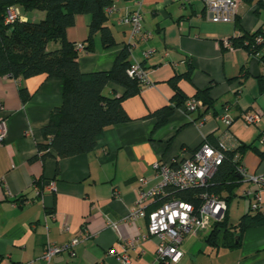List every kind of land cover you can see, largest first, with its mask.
I'll use <instances>...</instances> for the list:
<instances>
[{
    "label": "crops",
    "instance_id": "1",
    "mask_svg": "<svg viewBox=\"0 0 264 264\" xmlns=\"http://www.w3.org/2000/svg\"><path fill=\"white\" fill-rule=\"evenodd\" d=\"M111 1L113 9L105 12V23L115 41L112 46L102 47L95 33L90 49L85 48L88 14L75 15L65 38L81 45L77 63L85 73L110 69L128 45L130 62L142 65L148 84L122 101L129 119L106 127L92 151L65 158L33 157L42 141L41 128L61 101L62 80L44 74L0 75V121L5 128L0 142V264H123L110 250H125L129 264H264V224L246 228L231 248L210 245L204 239L209 230L186 234L180 258L163 262L155 257L157 238L148 236L146 219H123L134 205L136 191L159 183L153 163L189 154L205 136L217 139L226 128L219 115L231 117L227 129L239 143L257 141L264 132V123L254 125V137L247 142L235 127L245 111L258 108L264 118V63L259 60L264 47L253 55L223 45L228 38L257 29L264 32V8L257 0H239L232 21L213 22L202 0ZM135 10L140 14L142 37L131 38V25L121 18ZM22 15L36 21L44 13L31 10ZM57 47V42L47 44V49ZM147 50L152 52L144 56ZM176 75H180L176 86L184 102L196 90L207 88L213 107L198 117L202 108L186 113L182 102L157 125L151 113L171 105L170 79ZM258 76L263 79L262 91ZM20 87L30 94L26 102L20 99ZM103 93L119 96L122 88L108 83ZM262 162L257 156L255 173L264 170ZM139 177L145 181L140 183ZM38 179L42 183L36 184ZM244 189L253 191L256 186L241 182L236 196ZM260 195L264 204V191ZM247 198L250 213H264V206L251 211ZM152 204L145 203L146 210L158 206ZM108 222H116V228ZM73 238H78L73 255L62 251L48 261L42 258L48 243L62 245Z\"/></svg>",
    "mask_w": 264,
    "mask_h": 264
},
{
    "label": "trees",
    "instance_id": "2",
    "mask_svg": "<svg viewBox=\"0 0 264 264\" xmlns=\"http://www.w3.org/2000/svg\"><path fill=\"white\" fill-rule=\"evenodd\" d=\"M256 2L264 8V0ZM111 4V0H0V75L27 78L44 74L62 80L61 101L52 108L48 121L42 126V141L37 143V152L33 157L65 158L88 153L94 149L106 127L129 119L122 101L137 94L142 82L136 76L127 74L131 65L128 45L118 52L110 69L85 73L80 71L77 63V45L65 38V29L73 24L75 15L88 14V44L85 48L90 49L95 33L99 34L102 47L112 46L115 41L105 23V9ZM12 5L18 6L21 13L39 10L44 16L36 21L16 20L4 23V13ZM257 37L260 38L259 42L256 41ZM227 40L231 47H241L256 55L264 47V32L257 29L251 34ZM49 42H57L58 47L47 49ZM259 60L264 63V54L259 56ZM188 74L187 70L184 75L188 77ZM178 77L180 75L170 79L173 88L171 105L151 113L156 118L157 125L166 121L173 106H178L185 100L176 86ZM257 80L262 91V76H258ZM108 83L120 86L122 93L119 96L105 95L103 90ZM18 91L22 102L29 100L30 94L25 88L20 87ZM192 98L200 100L203 106L198 117H202L213 107L207 88L196 90ZM203 141L216 144V139L210 135L205 136ZM253 143L254 141L240 142L235 148L224 150L221 163L205 186L187 189L166 187V194L161 199H155L151 207L167 198L190 201L197 205V195L204 190L216 193L228 205L236 197L235 191L242 182L236 171L238 160L233 159L234 154L238 152L242 157L244 151L250 149L264 160V153ZM39 183L42 182L38 179L36 184ZM261 224H264V213L246 211L234 225H229L226 211L224 219L215 222L204 239L212 246L235 247L239 242L234 243V240L246 228Z\"/></svg>",
    "mask_w": 264,
    "mask_h": 264
},
{
    "label": "built area",
    "instance_id": "3",
    "mask_svg": "<svg viewBox=\"0 0 264 264\" xmlns=\"http://www.w3.org/2000/svg\"><path fill=\"white\" fill-rule=\"evenodd\" d=\"M239 0H202L204 11L207 17L213 22H230L236 13ZM112 6L105 9L106 13L112 11ZM16 20H25L18 6H9L3 17L4 23H11ZM121 22L131 25V38L140 35V14L137 10L125 14ZM149 36V34L147 35ZM259 42L260 38L257 37ZM223 45L230 48V42L225 39ZM77 48H81L78 44ZM152 50L143 53L144 56L150 54ZM129 76H136L143 84H148L145 69L137 62L131 63L127 69ZM141 85V86H142ZM201 101L189 98L184 102L186 113L201 109ZM263 112L256 108L245 111L241 114V121L245 126L256 125L259 123ZM219 120L225 125V129L216 139V144L202 141L201 144L189 154L173 159L171 162L156 161L153 163L154 175L159 178V183L148 188L138 189L135 193L134 205L124 216V220L130 221L136 218H145L147 221V234L157 238L155 257L163 262H176L181 254V242L186 234H196L207 231L215 222L224 219L227 211V203L224 198L214 192L204 190L200 192L198 204L177 198H167L161 201L157 207L146 210L145 203L161 199L166 194V187L175 189H187L193 186H205L217 166L223 158V151L233 149L239 142L228 131L227 127L231 124V117L224 113L218 116ZM5 133L4 123L0 121V142ZM257 141L264 153V132L259 134ZM233 159L238 160L236 171L244 183L253 184L256 190L244 189L241 196L249 197V209L258 211L263 209L260 192L264 191V170L253 175H246V168L241 163V156L236 152ZM140 183L145 181L144 177H139ZM116 222H108L111 228H116ZM78 242V238H73L66 244L55 245L48 243L42 253L44 260H50L53 256L62 251H68L73 255L72 248ZM131 245V242H129ZM110 253L120 259L123 264H129L125 250Z\"/></svg>",
    "mask_w": 264,
    "mask_h": 264
},
{
    "label": "rangeland",
    "instance_id": "4",
    "mask_svg": "<svg viewBox=\"0 0 264 264\" xmlns=\"http://www.w3.org/2000/svg\"><path fill=\"white\" fill-rule=\"evenodd\" d=\"M261 95H257V99L259 101H262L260 98ZM264 123V118L262 117L258 123V125H262ZM242 121L240 120H236L235 121V127L237 130V133L240 137H242V139H244L245 141L249 142L251 141V139L254 137V129L256 128V126L254 125H249L246 128L241 126ZM259 150H261V146L259 145L258 141H254L253 143ZM257 160V156L256 154L250 150L247 149L244 151V153L242 154L241 157V163L242 165L246 168V175H253L255 173V162ZM264 162L261 163V165H263ZM240 192V189H238V193ZM248 198L247 196H240V194L234 198H232L228 205H227V221L229 225H234L239 216L242 215L243 213H245L246 211H248Z\"/></svg>",
    "mask_w": 264,
    "mask_h": 264
},
{
    "label": "water",
    "instance_id": "5",
    "mask_svg": "<svg viewBox=\"0 0 264 264\" xmlns=\"http://www.w3.org/2000/svg\"><path fill=\"white\" fill-rule=\"evenodd\" d=\"M235 242V241H234Z\"/></svg>",
    "mask_w": 264,
    "mask_h": 264
}]
</instances>
